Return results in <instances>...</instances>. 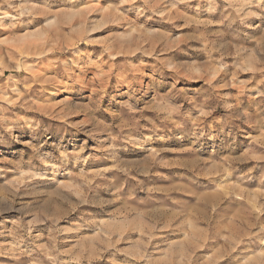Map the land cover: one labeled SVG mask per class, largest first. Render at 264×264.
Instances as JSON below:
<instances>
[{
	"label": "clouds",
	"instance_id": "obj_1",
	"mask_svg": "<svg viewBox=\"0 0 264 264\" xmlns=\"http://www.w3.org/2000/svg\"><path fill=\"white\" fill-rule=\"evenodd\" d=\"M0 264H264V0H0Z\"/></svg>",
	"mask_w": 264,
	"mask_h": 264
}]
</instances>
